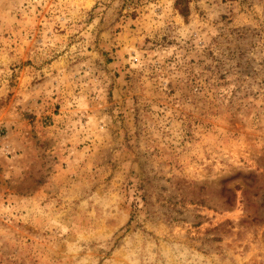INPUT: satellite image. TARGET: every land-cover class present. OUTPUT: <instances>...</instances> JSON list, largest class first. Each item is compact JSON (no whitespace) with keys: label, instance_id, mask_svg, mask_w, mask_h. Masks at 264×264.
Masks as SVG:
<instances>
[{"label":"rangeland","instance_id":"obj_1","mask_svg":"<svg viewBox=\"0 0 264 264\" xmlns=\"http://www.w3.org/2000/svg\"><path fill=\"white\" fill-rule=\"evenodd\" d=\"M0 0V264H264V0Z\"/></svg>","mask_w":264,"mask_h":264},{"label":"trees","instance_id":"obj_2","mask_svg":"<svg viewBox=\"0 0 264 264\" xmlns=\"http://www.w3.org/2000/svg\"><path fill=\"white\" fill-rule=\"evenodd\" d=\"M176 3L178 5L181 13L186 16L188 14V11H189L187 4H186V0H177Z\"/></svg>","mask_w":264,"mask_h":264}]
</instances>
